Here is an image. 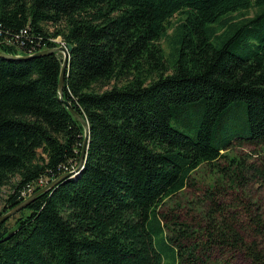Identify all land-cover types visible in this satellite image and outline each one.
Here are the masks:
<instances>
[{"label":"trees","instance_id":"16d2710c","mask_svg":"<svg viewBox=\"0 0 264 264\" xmlns=\"http://www.w3.org/2000/svg\"><path fill=\"white\" fill-rule=\"evenodd\" d=\"M58 38L63 99L64 55L43 53ZM0 50L4 212L79 165L85 128L63 100L90 127L80 174L0 224V264H264V218L229 211L217 183L195 227L160 211L204 165L264 182L231 151H264V0H0Z\"/></svg>","mask_w":264,"mask_h":264},{"label":"rangeland","instance_id":"374dc122","mask_svg":"<svg viewBox=\"0 0 264 264\" xmlns=\"http://www.w3.org/2000/svg\"><path fill=\"white\" fill-rule=\"evenodd\" d=\"M249 15H254V10H251ZM173 20H176V17H174ZM57 41L63 45L62 38H58ZM163 46L168 52L169 47L167 41L163 42ZM231 151L232 155L241 157L246 168L254 164L258 167H262L264 164V151L260 146L235 143ZM220 165V168H223V170L217 167L211 170L207 165L201 166L194 174L195 185H189L184 191L166 200V203L161 206L160 211L169 213L170 215L172 213L175 215L178 214V219L180 221L187 222L189 225L195 227V223L203 221V219L206 218L207 212L210 211L212 202L208 197L212 194H210L208 188L217 183L221 191H226V195L220 197V202L225 203L226 207H229V211L235 213V211L241 210L242 206L240 204H247L251 206L250 208L253 210L254 214H259L264 218L263 180L261 181L259 178L255 177L250 170H246L243 175L244 179L237 176L238 178L235 179L233 183V176L231 175H233L234 170H239V167L235 164H231L228 159L227 161L222 160ZM224 168L227 170H224ZM13 192L14 187L11 184L2 188L0 193V213H5L4 207L6 206V200ZM233 198L236 200H233ZM235 201L239 203H236L237 208L231 206ZM171 217L172 215L170 218ZM165 259L171 262L172 255L169 253L165 256ZM221 259H223V256H221ZM231 264H251V262L242 255H237Z\"/></svg>","mask_w":264,"mask_h":264},{"label":"water","instance_id":"95a60500","mask_svg":"<svg viewBox=\"0 0 264 264\" xmlns=\"http://www.w3.org/2000/svg\"><path fill=\"white\" fill-rule=\"evenodd\" d=\"M72 45L71 44H63L58 47H55L50 50H46L43 53H50V52H61L64 55L63 59V64L61 67V72H60V78H59V93H60V98L63 99V94H64V84H65V79L68 71V66H69V59H70V52L72 51ZM0 56L6 57V58H11L12 55L6 54L0 50ZM34 56V55H33ZM67 107L73 112L75 117L81 121L85 128V138H84V143H83V149L81 153V159L80 163L77 166V168L73 171L67 172L61 177L57 178L54 180L52 183L49 185H46L43 187L40 191L33 193L29 197H27L21 204L17 205L16 207L12 208L11 210L5 212L0 216V224L4 223L6 220L14 216L18 211H20L22 208L26 207L32 200H34L38 195H40L42 192L49 190L52 188L55 184L60 182L62 179H65L67 177H71L74 175H79L81 172V169L84 167V162H85V157L87 154V149H88V144H89V138H90V127L88 122L73 108L72 104L68 100H63Z\"/></svg>","mask_w":264,"mask_h":264},{"label":"built area","instance_id":"2783aa9c","mask_svg":"<svg viewBox=\"0 0 264 264\" xmlns=\"http://www.w3.org/2000/svg\"><path fill=\"white\" fill-rule=\"evenodd\" d=\"M44 180H40V184H43ZM30 191H32V188L30 189Z\"/></svg>","mask_w":264,"mask_h":264},{"label":"bare ground","instance_id":"6f19581e","mask_svg":"<svg viewBox=\"0 0 264 264\" xmlns=\"http://www.w3.org/2000/svg\"><path fill=\"white\" fill-rule=\"evenodd\" d=\"M16 215V214H15Z\"/></svg>","mask_w":264,"mask_h":264}]
</instances>
